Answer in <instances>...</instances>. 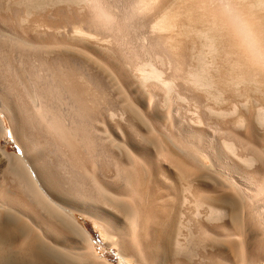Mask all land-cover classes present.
<instances>
[{"label":"bare ground","instance_id":"6f19581e","mask_svg":"<svg viewBox=\"0 0 264 264\" xmlns=\"http://www.w3.org/2000/svg\"><path fill=\"white\" fill-rule=\"evenodd\" d=\"M26 1L29 7L37 6L42 2L46 3L45 0ZM84 1L89 4L94 15V23L99 29L113 32L124 30L125 33H129L135 16L137 17L142 11L146 12L152 0H134L128 9L121 13L120 24L115 10L104 0ZM219 1H221V11L233 23L244 43L256 51V36H262V32L257 35L256 33L262 26L256 24L257 26H254L258 29L254 30V26L252 28L245 20L248 17H243L231 2ZM37 23L40 25L38 21ZM31 26L27 29L28 32L29 29L35 28ZM23 27L22 30H25ZM2 31L1 33L5 36H0V45L9 42L10 44L6 45H8L7 49H13L11 51L16 50L15 52L20 51L26 54L29 52L28 56L34 53L40 57L43 52L51 51V47H54L53 43L49 44L40 38L36 40L37 38L33 37L30 40V37L26 36V38L23 34L22 36L21 31L20 35L16 32H11L9 35L6 34L7 31ZM34 39L36 41H32ZM129 45L127 46L129 50L125 51L132 52ZM149 45L146 46L145 42L140 50L144 56L147 55L150 58L153 56L151 54L155 55V52L152 49L153 46ZM34 54L31 55L34 56ZM21 56L20 60H23ZM131 56L138 59L135 51ZM149 60L144 63V60L141 61L142 64L139 66L144 77L155 79L169 88L170 80H164L163 75L162 79L161 72L157 70L158 68H154L152 61ZM42 62L40 63L46 65ZM36 64L34 61L33 65ZM37 67L34 68L35 72L29 71V73L33 71V80L30 81L31 83L34 81V86H31L33 90L24 91L26 92L24 95L27 94L28 105L24 103L26 106L19 109L21 120L16 128L21 139L22 152L20 155L13 154V159L16 157L14 159L16 161L8 167L7 171L14 181L10 184L6 183L9 181L0 184V264H128L130 256L140 257L146 261L144 264H151L150 259L158 260L159 264H256V261L264 259V177L257 178L256 176L259 175L257 171L256 176L248 171L254 160L259 161L257 169L260 167L264 170V145L254 146L252 143L250 145L244 140L237 141L238 137H236L237 143L232 141L230 136L225 138L223 141L225 149L235 153L240 147L244 153L241 150L242 153L237 158L250 163L238 172L240 169L236 170L235 166L228 162L231 158L222 150L223 148L219 149L210 139L194 134L195 130L193 134L192 129L187 134L185 129L186 137H181L182 141L173 140L176 142L173 146L177 153L168 150L162 140L160 143L162 142L163 145H161L164 146L163 151H168H161L159 140H156L157 149L153 154L154 158L149 160L152 168L146 192H142V185L140 186L142 181L140 182L134 172L136 155L132 152L126 153L131 172L127 170L128 172L123 175L118 162L109 155L112 161L111 159L108 161L113 163L117 175L131 184L129 187L131 194L127 196V192L121 193L119 189L115 190L111 184L101 179L102 173L99 167L101 143L105 139L102 140L103 137L97 125L99 100L92 97L91 105L85 87L72 79L70 71L53 72L52 81L36 89L35 83L40 80L43 71L39 75L36 72ZM46 67L49 69L48 66ZM6 69L10 70L9 67ZM77 70V73L82 75L80 67ZM29 73L25 74L28 80ZM32 75L30 74L31 77ZM190 75L188 74L187 77L189 76L199 85L201 83L204 85L201 82L203 81L201 79L205 78L204 75L195 72ZM45 82L44 80L43 83ZM25 84L20 82L21 86ZM58 103H63L66 106L64 109L67 110L60 109L63 104L58 107ZM133 112L135 114V110ZM258 113V118L264 120V111ZM34 129L38 130L43 139L37 136L38 133L35 135ZM225 133L227 132L223 133V137L230 135V132L226 135ZM44 141L51 142L55 148L53 152L58 153L56 155L59 158L58 161L52 162L47 158L44 152L46 151ZM157 144L161 150L158 149ZM59 145L66 151L63 152ZM11 158L9 155V163ZM205 160H208V163ZM88 161L92 163L91 171L87 168ZM142 195L145 196L146 206L145 201H142ZM95 203H102L122 216V219L114 216L115 222L112 219H110L112 222L106 220L107 216L105 220L102 219L103 217L98 218L102 223L101 231L106 243L118 247V263L111 262L98 253L94 239L75 215L76 213L89 214L87 209L92 210L90 208L93 207L96 211L106 212ZM96 211L95 214H97ZM214 220H218V223L213 224Z\"/></svg>","mask_w":264,"mask_h":264},{"label":"rangeland","instance_id":"374dc122","mask_svg":"<svg viewBox=\"0 0 264 264\" xmlns=\"http://www.w3.org/2000/svg\"><path fill=\"white\" fill-rule=\"evenodd\" d=\"M104 1L115 10L120 24L122 22L120 16L134 0ZM228 1L242 13L243 17H248L245 20L250 23L251 27L256 24L262 26L256 35L261 34V32L262 36L264 35L263 0ZM45 2L29 7L26 0H0V30L5 28L2 32L9 28L11 31L8 29L6 34L11 35V32L19 34L21 31L20 34H23L24 37H30V40L35 37L36 40L40 38L42 41L54 44L51 51L43 52L40 55L41 58L39 55L31 53L34 54V56L30 54L33 59L30 55L28 56L29 52L26 54L7 49L8 45L6 44L9 42L0 45V51L5 46L1 51L2 53L0 52V93H2L0 94V184L5 181H9L6 183L10 184L14 181L7 171L8 167L16 161L14 160L16 157L14 159L13 157L22 152L21 139L16 128L21 120V110L19 109L24 108L27 104V94L24 95L26 93L24 91H30L33 88L31 86H34V81L33 84L30 81L33 80L32 72L38 65L37 69L40 68V71L36 69V72L40 75L43 70L45 73L42 71L40 80L35 81L38 83H35L36 89L51 82L53 72L70 71L72 79L82 83L85 87L89 103L92 105V97L99 100L97 125L103 137L102 140L105 139L101 143V163L99 166L102 173L101 179L111 184L115 190L119 189V192H125L124 194L127 192V196L131 194V188H129L131 184L117 175L109 155H112L114 160L118 162L123 175L125 172H131L127 154H131V152L135 154L137 162L134 172L140 182H143V184L140 183L142 192H146L148 179L151 178L150 169L152 168L149 160L154 158L153 154L157 149L156 140H159V143L162 140L163 144L167 145L168 150L177 153L173 143L176 144L178 140L182 141L183 138L181 137H186V133H190L191 129L192 134L195 130L197 133L194 132V134H200L198 136L201 137L202 135V138L210 139L219 149L223 148L222 150L227 152L226 154L231 158L228 159V162L233 167L235 166L236 170L240 169L238 172L250 163H245L241 158H237L242 152L244 153L240 147H238L240 151L237 149L235 153L225 149L223 142L225 138L230 136L232 141L236 143L244 140L250 145L251 143L254 146L264 145V120L258 118V112L264 111L262 109V107L264 108V36H256L257 48L254 46L256 51L253 47L252 49L249 48L233 23L221 11V1L152 0L146 12L142 11L137 17L135 16L129 33H125L124 30L113 32L112 30L99 29L94 23V15L89 4L84 0H45ZM32 22L33 24H31ZM34 23L38 25L35 26ZM31 25H34L35 28L29 29L28 32L27 29ZM256 26H254V30L257 28ZM22 27L25 30H22ZM1 31L0 36H5ZM122 38L123 40H121ZM258 39L260 40L258 41ZM145 42L146 46L149 44L153 46L155 55L154 53L151 54L154 56H150L152 59L147 55L145 57L140 50L141 45H144ZM128 45L132 52H137L138 59L131 56L132 52L125 51L129 50ZM257 49L260 50L257 51ZM18 53L20 56L22 54L23 60H20L22 58ZM40 59L41 61H38ZM147 60L152 61L154 68H158L157 70L161 72V78L163 75L164 80H170L169 88L155 79L144 77L139 66L142 64L141 61L144 63ZM5 61L6 63H4ZM23 61L27 63L25 64ZM34 61L35 64L37 63L35 66L33 65ZM23 63L24 65H22ZM31 64L34 66L33 68ZM8 67L10 70L6 69ZM79 67L82 75L77 73ZM30 70L33 71L29 73ZM27 72L29 73V80L26 77ZM192 72L201 73L207 78L201 79L204 85L202 83L199 85L190 78ZM188 74L190 75L189 78L187 77ZM17 78L21 80H16ZM44 80L45 83H43ZM204 81L206 82L204 83ZM20 82L23 85L26 82L25 86H21ZM18 97L20 98L18 99ZM22 100L25 101L21 102ZM24 103L26 104L24 105ZM62 104L58 103L57 106ZM64 104L62 107L60 106V109L66 107ZM131 109L135 110V114ZM35 131L36 135L38 130ZM224 132H230V135L225 133L226 136L223 137ZM37 136L43 139L39 133ZM47 140L51 139L47 138ZM150 140L154 142H149ZM171 140H176V142H171ZM162 142L160 143L161 149L164 148ZM43 144H45L46 151L44 150V152L47 158L51 159L52 162L58 161L59 158L56 156L58 153L53 152L55 148L51 142L44 141ZM157 145L160 149L159 144ZM59 147L63 152L66 151L61 145ZM8 154L12 157L10 163ZM109 159L111 160L108 161ZM205 161L208 163V160ZM90 162H87L89 171L93 168ZM257 162L259 163L258 160H254L248 171L254 173L255 176L257 171L259 175L256 177L262 178L264 177V170L260 167L257 169ZM261 170L262 172H260ZM144 199L145 196L142 195V201H145L146 206ZM77 202L80 201L77 200ZM95 205L100 206L106 212L96 211L93 207L90 208L92 210L87 209L89 214L76 213L75 215L94 239L98 253L109 261L118 263V247L106 243L107 241L101 231L102 223L98 218L103 217L102 219L105 220L107 216L106 220L112 222L115 217L122 219V216L102 203H95ZM83 208L85 209V206ZM149 218L152 219L153 217L149 216ZM110 219L112 220L110 221ZM212 223L217 224L218 220H214ZM150 262L151 264H159L158 260L150 259ZM144 263H146L145 260L135 256H130L128 260V264ZM256 264H264V259L256 261Z\"/></svg>","mask_w":264,"mask_h":264}]
</instances>
